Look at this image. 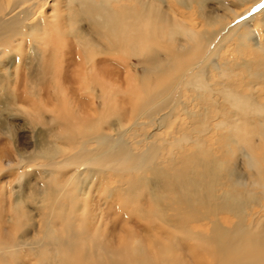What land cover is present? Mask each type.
I'll return each instance as SVG.
<instances>
[{
	"label": "bare ground",
	"instance_id": "bare-ground-1",
	"mask_svg": "<svg viewBox=\"0 0 264 264\" xmlns=\"http://www.w3.org/2000/svg\"><path fill=\"white\" fill-rule=\"evenodd\" d=\"M66 1H79L75 16L89 26L88 33L74 29V41L65 39L61 0H0V208L11 196L7 208L14 224L0 225V264H264L263 159L253 154L254 147L246 153L250 147L226 133L254 128L245 119L251 116L261 127L254 134H264V104L205 81L208 68L215 76L228 72L227 56L219 62L216 52L238 28L248 30L237 34L240 41L251 39L256 16L249 25L245 19L231 26L226 37L217 36L220 30L212 35L187 28L182 40L169 37L174 39L169 47L158 40L167 35L161 26L153 28L148 15L157 7L150 3L114 9L112 0ZM250 2L264 5V0ZM46 8L58 12L54 23ZM259 13L264 18V7ZM215 37L218 44L210 48ZM256 47L264 54L259 40ZM117 53L140 57L142 75H133L127 60L111 59ZM245 62L244 71L260 78L254 61ZM97 75L102 85H96ZM96 86H102L99 95ZM201 88L210 95L203 106L215 115L213 126L199 123L200 129L191 124ZM185 92L192 93L191 107ZM188 107L191 135L184 137L199 148L179 155L176 147L186 149L174 137L179 126L169 129L166 122L177 117L180 123L178 115L188 114ZM17 115L33 130L34 124L40 127L28 159L1 146L3 134L13 139ZM50 132L54 139L47 143ZM203 133L214 140L206 145ZM235 151L244 152L243 170L237 169ZM14 170L23 184L15 193L10 190L15 178L6 181L5 197L2 180ZM23 201L40 203L38 222L23 210ZM27 226L32 236L23 234Z\"/></svg>",
	"mask_w": 264,
	"mask_h": 264
},
{
	"label": "rangeland",
	"instance_id": "rangeland-1",
	"mask_svg": "<svg viewBox=\"0 0 264 264\" xmlns=\"http://www.w3.org/2000/svg\"><path fill=\"white\" fill-rule=\"evenodd\" d=\"M138 1H140V0H112L111 1L112 3H110V5L114 9H117V7L119 8V5L122 4V3L123 4L125 3L126 6H128V7H130V6L133 7V6H136V3ZM143 1L147 2V3H150L152 6L154 5L153 7H157L154 10L155 13H154V11H152L148 16L152 19L153 22H155V24H154L155 27H153V28H157V27L161 26L162 29L165 30L167 36H162L158 40H161V42H163V40H166L169 47L172 46V45L174 46V39L171 38V40H170L169 37L173 34V36L176 39L182 40L183 37H184V32L186 31L187 28H192L193 27L194 31H196V32L200 31V30H202V31L205 30L206 32H208V33L210 32L211 34L216 32V31H218V30H220L217 33V36L221 35V37H224L230 30H232V29H230L228 31V29L231 26L233 28L235 24H237L240 21L245 20V19H247L245 21V24L249 25V23H251L249 18L251 16L253 18L256 16L255 17L256 20H254V19H253L254 21L252 20L253 21L252 26H254L256 33H253L251 36L249 35L250 37H252L251 39H249V40H247V39L244 40L243 39L242 41H240V39H238L239 37L237 36V34H241L242 32L246 33V32H248V30H245L244 27L243 28L242 27L238 28L237 30L232 31L233 33L227 37L226 42L225 41L222 42L221 46L219 47V50L216 52V54H217L216 57L217 58L221 56V59L218 58L219 62H223L225 60L224 57L227 56L226 57V59L228 60L227 62L231 66L230 67L228 64H227L228 66L226 65V69H228V72H225V74H226L227 77H225V74H223L220 71L218 72L219 75L215 76V74L212 72V69L207 67L208 69L205 72L207 77L205 78V81L213 83V85L215 86V88L212 86L213 89H221V88L226 86L227 88L230 87V90L240 91L242 95L251 94V95H253L256 98V100L258 102L264 104V71H263L264 70V59H263L264 58V54H261L262 52H259V49L256 47L258 40H259V42H261L263 44V47H264V18L263 17L261 18L262 15L259 13L260 9L262 7H264V5H261L260 3H259L260 5L259 4L250 5L251 2L249 3V1H251V0H246V1L245 0H243V1H240V0H143ZM150 1L153 2V3H151ZM181 1H184L185 3L184 2L180 3ZM78 3H79V1H71L70 3H68L66 0H61L60 10H62V11L61 12L59 10L58 11H59V17H61L60 18V21H61L60 23L68 31L67 35L65 36L66 40H72V41L76 40V38L74 37V34H73L74 33L73 30L76 29V28L81 27V28L84 29V31L86 33H88V31H89V26L87 25V23L84 22V21H80L79 18L77 16H75V11L78 10L77 9L78 8ZM113 6H115V7H113ZM247 8H248V10L244 11ZM45 11H47L46 13L52 15L51 20H53L52 23H54L56 18L54 17L55 15L53 16V14L56 13V15H57L58 12L57 11L53 12L49 8H46ZM171 13H172V15H171ZM164 15H166V16H164ZM159 16H163L164 17V21L163 22H161V19H160ZM247 21H249V22H247ZM180 23H182V24L180 25ZM165 27L167 28L168 31L166 30ZM52 29L54 30V28H52ZM182 30H184V31H182ZM176 31H178V33H176ZM236 32H238V33H236ZM58 35L59 34H57V36ZM93 38H95L94 39L95 41H98L97 36L93 35ZM176 39H175V41H176ZM215 43L218 44V39L216 37L213 39V41L211 43V46H209V47L212 48L215 45ZM127 55L122 56L119 53H117L111 59H114V60H116V61H118L120 63L123 60H127L128 63L133 64V66L135 67L136 73L134 74L132 72L133 75L140 77V75H142V63L140 62V57H138L137 55H130V53H127ZM216 57H214V58H216ZM220 60H222V61H220ZM244 60L248 63V64H246L247 66H249V63L251 61L252 62L254 61L253 65L255 64L254 66L259 68V73L258 74L260 75V78L256 77V75L253 76L251 74H248V72L246 73L244 71L243 66H242V62H244ZM249 60H250V62H249ZM257 63H258V65H256ZM237 64H240L239 67H238ZM234 69H237V70H234ZM254 69H256V68H254ZM229 70L232 71V74H230L231 71H229ZM234 71H235V75L233 73ZM236 71H238V74H236ZM261 72H263V74ZM220 73H221V75H220ZM212 75H213V77H212ZM240 75L242 77H240ZM249 75H250V77H247ZM261 75H262V78H261ZM248 80L249 81L250 80L251 81L252 80H256L258 83H257L256 86H253L251 81L249 82ZM101 81H103V80L97 75V81H96L97 83H96V85H102ZM218 82H220V83L218 84ZM246 82H247V84H246ZM114 83H115V81H114ZM112 86L114 87L113 88L114 90H118L115 85H112ZM101 87L102 86H100V87L96 86V92H97L98 95H99V88H101ZM37 89L38 88L36 87L35 90H37ZM55 89H57V88H54V90ZM51 91H52V89H51ZM57 91H59V90L57 89ZM119 93H120V90H119ZM185 93H186L185 94L186 100L190 102V104H189L190 107L193 106V105H191L193 103L190 101L192 93L191 92L190 93L189 92H185ZM118 95H120V94H118ZM208 95H209V93H205L203 88H201V90L199 92V95H198V98H196V100H195V103L196 104L198 103L197 107H193V109L195 111H198V115H197L198 119L195 118L196 122L193 121V123L191 124L190 121H189V120H191V119H189V115H190L191 111H193V109L190 108V107L187 108L188 114H186V113L185 114H182V113L180 114L179 113L180 115H178L177 112H179L180 110H178V111L176 110L177 111L176 113H177L178 117H180V121H181L180 123L177 124V121L179 119V118L177 119V117H175L176 119H174L172 121L169 120L168 122H166V125H167V127L169 129H170V127L177 129L178 126H179L178 130H180V132L176 133V135L174 134V137H176L180 141L183 140L182 141V145L183 146L181 145V147L185 146L186 149L188 150L187 151L185 149L186 151L185 150L182 151L181 149H179V147H176L175 150H173V152H175L176 154H179V155H181L182 153L186 154V153L191 152L192 149L195 150V149L199 148V146L195 145V143H193V144L189 143L190 140L188 138L184 137V136H186L184 134H186V133L189 134L188 133V132H190L189 131V127L193 126L192 128L199 127L201 129V127L198 126L199 123H200V125L201 124L202 125L203 124H208L209 126H213L214 122H212V117L215 115L214 114L215 112H214V110L212 108H205V106H203V101H202V99L207 98ZM199 97H200V99H199ZM198 99L200 101H197ZM246 104L247 103H243L242 105L244 107H246L247 106ZM256 105H257V103H256ZM201 106H202V108H201ZM227 109L228 110H232V108H230V107H228ZM261 111L264 113V107L260 110V112ZM27 115L31 116V114H27ZM114 116H115V114H114ZM190 116H192V115H190ZM12 119L13 120H12V123H11L12 124L11 127H12V132H13V139L12 140H7V139H5V134H3L2 138H1V140L3 142L2 143L3 145H1V146L3 147V150L4 151L7 150V152H14V149H17V150L20 151V153L22 155V159L24 158L23 155H25V157L28 159V158L32 157L31 153H32L33 149H36L35 147H33V143H34L35 138H36V133H37L36 130H37V128H40V127L36 126L34 124L35 127H34V130H33L32 127H31L30 122L22 115H17V116H15ZM245 119L246 120H250V121L247 122V124H251V125L256 124L255 127L252 128L251 126H248L246 128V130H245V133L241 132V134L239 132L236 133L235 131L226 132V133H233V136L236 139L239 140V144L241 142V144H243V146H245V145L247 146L246 148L250 147V149L247 150L248 152L245 151L246 153H250L249 151H252L251 149L254 147L253 150H255L256 153L253 152V154H256L257 157H261V159H263V162H261L262 160L260 161V159H259V161L261 163V166H262V165H264V134L263 133H258V134H256L257 136L254 134L258 128L261 129V127L259 126V120L253 119V117H251V116L248 117V118H245ZM183 120H185V121H183ZM127 121H129V119H127ZM127 121H125V122H127ZM175 121H176V124H174ZM131 122L132 121L126 123V125L127 124L129 125V123L131 124ZM182 123H184L183 125L186 126V127H184L182 125ZM169 124H170V126H169ZM190 124H191V126H190ZM187 126H189V127H187ZM182 127H184V128L182 129ZM187 128H188V130H186ZM215 130L217 131V129H215ZM252 130H254L255 132H253ZM211 133H213V132H211ZM259 134H261V136ZM189 135H191V133ZM204 135H207V133L206 134H204V133L200 134V136H202L201 139L203 138L202 140H204V138H205L204 141L206 142L205 143L206 145H207V142H210V140L211 141L214 140L212 138H208L207 139L206 136H204ZM217 135H215L216 137L215 136L214 137L215 138L220 137V134H217ZM223 135H224V132H223ZM225 135H227V134H225ZM236 136H238V138ZM46 138H49V140H46V142L50 143L49 141H52L54 139L53 135H52V132H50L48 134V136H46ZM252 145H254V146H252ZM187 147H189L190 149L187 148ZM191 147H192V149H191ZM255 147H256L257 150L255 149ZM224 149H225V147L223 148V150ZM194 150H192V151H194ZM220 153H218V154H220ZM230 153L231 152L228 151L226 153V157H229ZM242 154L244 155V152L242 153V151H239V152L235 151L234 152V155L236 156V161H237V164H238V168L237 169H239V170H243L244 168H246V167H244ZM187 159H188V157H187ZM36 161H39V159H36ZM20 163H21V161H20ZM33 163H34V161L29 162V164H31V165ZM254 169H256V168H254ZM36 171L37 170H34V172H36ZM16 172H18V171L14 170V172L12 171V172H10L8 174H4V178H3L2 181H5L4 187L7 190V192H6V190L4 192V193H6L5 197L9 195V193H8V184L9 183H6V181L7 182L13 181V179L15 178L13 182H10L11 183V189L10 190H11V192H15V193L16 192H20V190H21V188H18L17 186H18V184L22 185L23 181H18L17 182L18 174ZM5 173H7V172H5ZM14 175H16V177H14ZM33 182H34V178H33ZM145 191H147V186L143 187V192L145 193ZM9 197H11V196H9ZM9 197L7 198L8 200H9ZM8 200L5 201V203H6V205H4L5 207L0 208V210L4 209L3 218L2 219L0 218V220H1L0 221V225L3 226V228H10L11 225H14V224H12L13 221L11 220L10 214L8 213L9 212L8 208H7ZM39 206H40V203H37V204L35 203L34 204V203H31V202H28V201H23L22 208H23V210L27 211V213L33 218L34 222H38V220L40 219V210H39L40 207ZM37 207H38V209H37ZM138 221H139V224H141V225L145 224V222H147L148 224L150 223V222H148L149 220H147V221L138 220ZM157 222L158 221H154L153 220L151 223L152 224L153 223L157 224ZM38 227H37V230H38ZM35 229H36V227H35ZM31 230H32L31 226H27V227L24 228L23 234L26 235V236H32L33 234L31 235L30 233H32L33 231H31ZM28 231H29V233H28ZM20 233L22 234V231ZM24 235H23V237H24Z\"/></svg>",
	"mask_w": 264,
	"mask_h": 264
}]
</instances>
